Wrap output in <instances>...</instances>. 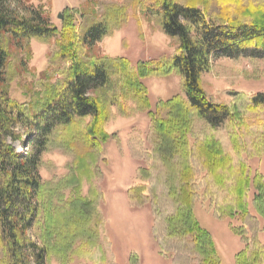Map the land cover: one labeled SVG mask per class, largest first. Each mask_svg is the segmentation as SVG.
<instances>
[{"label": "trees", "instance_id": "trees-1", "mask_svg": "<svg viewBox=\"0 0 264 264\" xmlns=\"http://www.w3.org/2000/svg\"><path fill=\"white\" fill-rule=\"evenodd\" d=\"M19 1L26 0H0V264H46L51 255L68 264L97 251L103 195L92 184L84 196L82 185L97 173L111 137L108 123L117 113L144 110L151 118L153 162L138 172L150 182L133 184L128 199L131 207L150 205V231L163 259L223 264L212 232L196 214L198 201L211 200L218 219L241 223L232 226L244 244L236 264H264V174L250 165L264 155V92L230 90L231 99L219 102L202 83L203 73L221 57L264 60V0H110L102 3L101 16L81 14L80 25L65 13L61 28L41 10L13 8ZM130 8L155 17L176 40L172 56L135 63L89 53L126 23ZM34 39H55V80L19 102L9 88L13 48ZM174 73L181 76L184 94L152 110L145 79ZM197 122L205 126L201 134ZM17 142H27L30 150L19 152ZM52 147L75 158L69 175L48 183L40 167ZM39 226L40 244L28 235Z\"/></svg>", "mask_w": 264, "mask_h": 264}, {"label": "rangeland", "instance_id": "rangeland-1", "mask_svg": "<svg viewBox=\"0 0 264 264\" xmlns=\"http://www.w3.org/2000/svg\"><path fill=\"white\" fill-rule=\"evenodd\" d=\"M104 1L110 0H26L14 2L12 7L21 12L26 9L41 10L52 23L61 28L64 15L68 12L76 16L78 25L82 23L81 14L85 12L101 16ZM115 1L126 3L130 0ZM60 14L64 16L63 19ZM129 14L124 25L98 41L89 53L111 58L122 56L135 63L159 57L169 58L174 54L178 46L176 40L165 34L155 17L142 9L135 15L130 8ZM55 49V39L48 42L34 39L13 48L11 62L15 76L9 88L14 99L19 102L29 101L41 91L42 84L55 80L52 77L54 67L50 63V56ZM145 82L154 111H157L156 105L161 101L176 94H184L181 76L176 73L148 77ZM202 83L205 90L219 102L231 99L230 90L249 94L264 92V60L221 57L213 61L209 71L203 73ZM108 124L107 130L111 137L103 145L97 173L92 182L86 179L82 185L84 196L89 194L92 184L102 192L103 196L98 201L104 220L101 239L92 256H76L68 264H167L150 231L153 218L150 205L131 207L128 199V191L133 184L150 182L147 175L143 179L138 172V168L152 166L153 162L149 153V111H136L125 116L117 113ZM194 128L199 134L205 131L204 124L200 122ZM27 142L15 143L17 150L28 152L30 146ZM42 157L40 172L43 181L48 183L69 175L75 158L71 151L58 147H52ZM250 165L253 172L259 170L264 174V155L252 158ZM72 188L64 190L66 198L71 195ZM255 193L256 188L253 187L252 198ZM213 209L211 200H200L196 205V214L201 224L212 232L223 264H236L235 256L244 244L232 226L239 227L241 223L237 218L220 220ZM41 230L39 226L28 232L38 244L42 241ZM260 239L264 243V230L260 233ZM60 263L56 255H51L46 262Z\"/></svg>", "mask_w": 264, "mask_h": 264}, {"label": "water", "instance_id": "water-1", "mask_svg": "<svg viewBox=\"0 0 264 264\" xmlns=\"http://www.w3.org/2000/svg\"><path fill=\"white\" fill-rule=\"evenodd\" d=\"M59 16H60V18H62V19H63V17H64V16H62V14H60Z\"/></svg>", "mask_w": 264, "mask_h": 264}]
</instances>
